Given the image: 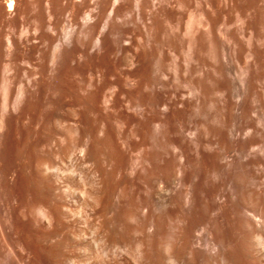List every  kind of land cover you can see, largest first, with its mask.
I'll return each mask as SVG.
<instances>
[{
  "label": "bare ground",
  "instance_id": "6f19581e",
  "mask_svg": "<svg viewBox=\"0 0 264 264\" xmlns=\"http://www.w3.org/2000/svg\"><path fill=\"white\" fill-rule=\"evenodd\" d=\"M182 30L174 96L154 61L136 91L84 80L71 100L62 83L31 116L41 64L23 80L0 62V264H264V35L244 61L211 28Z\"/></svg>",
  "mask_w": 264,
  "mask_h": 264
},
{
  "label": "rangeland",
  "instance_id": "374dc122",
  "mask_svg": "<svg viewBox=\"0 0 264 264\" xmlns=\"http://www.w3.org/2000/svg\"><path fill=\"white\" fill-rule=\"evenodd\" d=\"M15 3V11L9 15L4 6L6 3L0 0V62L14 61V67L23 80L26 79L23 76L25 71L40 63L41 66L37 68L40 69L36 70L37 83L52 85L47 91L41 85L32 89V100L25 108L31 116H39L46 109L48 101L58 98L60 93L62 95L64 88L60 87V93L56 90L62 83L63 87L68 85L65 87L67 93H64L71 100L76 99L84 80H87L86 88L88 85L97 86L92 89H101L102 92L110 93L119 86L136 91L143 69L146 68V73L149 69L148 76L155 78L158 76L157 69L154 70L157 72L155 76L151 70L160 66L161 62L162 67L167 66L168 75L165 74L169 76V79L164 73V77L161 76L169 84L165 93L172 92L174 96L175 88L172 85H180L182 91L188 92L189 74L180 69V76V71L177 73L174 67L176 57L178 62L182 60L180 63L186 65V48L174 43L180 25L183 39H187V30L192 23L200 25L204 33L211 28L227 45V49L235 50L236 54L238 52L244 61L249 60L248 42L255 25L264 35V0H15ZM36 31L39 32L40 41L35 43ZM8 38H12L14 42L10 41L14 47L11 45L9 48ZM134 55L141 58L139 66L125 63ZM205 60L206 63H214L208 53ZM153 62H157V66L154 64L152 68ZM175 75L183 77L182 82L178 81L180 84H177L178 77L172 78ZM78 83L83 85L77 86ZM156 87L161 90V86ZM69 92L72 96L68 95Z\"/></svg>",
  "mask_w": 264,
  "mask_h": 264
}]
</instances>
